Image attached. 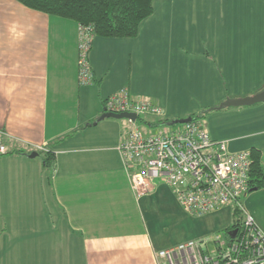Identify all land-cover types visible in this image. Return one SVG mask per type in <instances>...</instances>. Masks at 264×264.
I'll return each mask as SVG.
<instances>
[{"label":"crops","instance_id":"crops-1","mask_svg":"<svg viewBox=\"0 0 264 264\" xmlns=\"http://www.w3.org/2000/svg\"><path fill=\"white\" fill-rule=\"evenodd\" d=\"M221 2L156 0L137 36H95L94 81L80 86L78 22L0 0V129L11 147L0 156V264H166L160 250L232 225L233 204L192 216L158 181L136 195L116 148L130 124L102 118L122 88L171 120L200 110L178 109L198 98L214 108L198 115L214 141L264 152V102L217 108L264 90V0ZM40 146L56 154L51 169ZM242 202L264 232V187Z\"/></svg>","mask_w":264,"mask_h":264},{"label":"built area","instance_id":"built-area-1","mask_svg":"<svg viewBox=\"0 0 264 264\" xmlns=\"http://www.w3.org/2000/svg\"><path fill=\"white\" fill-rule=\"evenodd\" d=\"M95 31L93 24L78 25L77 82L91 85L94 75L90 51ZM104 111L111 114L135 113L137 118L152 117L147 131L139 121L129 119L117 150L123 168L136 195L152 191L154 182L172 188L188 214L203 216L221 206L238 204L250 192L251 152L229 151L226 141H214L200 118L171 124L165 110L146 98H133L127 88L104 101ZM156 128V131H154ZM8 133L0 129V156L9 154L5 140ZM48 151L46 146L37 148ZM245 210V209H244ZM245 231L228 241L221 234L213 239L216 254L206 250L207 239H191L157 253L166 264H264V232L245 212Z\"/></svg>","mask_w":264,"mask_h":264},{"label":"trees","instance_id":"trees-1","mask_svg":"<svg viewBox=\"0 0 264 264\" xmlns=\"http://www.w3.org/2000/svg\"><path fill=\"white\" fill-rule=\"evenodd\" d=\"M27 7L47 14L73 19L82 24H93L96 36L101 37H135L140 24L151 16L156 0H18ZM214 109L210 108L207 111ZM192 118H198L192 116ZM142 117H139V120ZM252 167L250 172V191L264 187V152L252 148ZM47 169L54 165L56 154L53 150H39ZM243 204V203H242ZM233 223L221 231L228 241L245 231V210L233 204ZM237 229L235 237L234 230ZM225 234V236H224Z\"/></svg>","mask_w":264,"mask_h":264},{"label":"water","instance_id":"water-1","mask_svg":"<svg viewBox=\"0 0 264 264\" xmlns=\"http://www.w3.org/2000/svg\"><path fill=\"white\" fill-rule=\"evenodd\" d=\"M260 102H264V90L253 95V96H246L243 98H236V99H232L229 98L227 99L225 102H222L217 108L221 109V108H225V107H240V106H250V105H254ZM113 117L116 119H122V118H126V119H131L133 121L137 120V115L135 113H119V114H111V113H107L105 112V114L102 116V118L104 117ZM191 118H186V119H175L172 120V122H170L171 124H176V123H183V122H187L189 121ZM36 155V154H35ZM237 229L234 230L233 233V237H235L236 233H237Z\"/></svg>","mask_w":264,"mask_h":264},{"label":"rangeland","instance_id":"rangeland-1","mask_svg":"<svg viewBox=\"0 0 264 264\" xmlns=\"http://www.w3.org/2000/svg\"><path fill=\"white\" fill-rule=\"evenodd\" d=\"M241 2V1H240ZM243 3V2H242ZM214 4L215 5H220V4H222V2H221V0H214ZM215 18H216V15H215ZM260 33H261V35L264 37V21H262V23H261V28H260ZM92 50V49H91ZM90 54H91V51H90ZM229 79V78H228ZM231 80L229 79V82H230ZM231 84H232V82H231ZM259 93V92H258ZM197 100L198 101H195V100H192L191 99V102H189L187 105L186 104H182V105H180L179 107L180 108H178V109H188V110H190V111H195L196 109H200V110H197L196 112H193L194 114L192 115V114H189V115H187V116H183L182 117V119H185L186 117H189V116H197L198 117V115L201 113V111H203V112H205V111H207V109H210V108H208V106H204V105H202V102H200V100L197 98ZM208 112V111H207ZM119 114V113H118ZM170 116L172 117V118H175V117H178V116H175L174 115V113L172 112L171 114H170ZM202 116H199L198 118H200L203 122L205 121V117H202ZM192 118V117H191ZM137 120L139 121V123H141L142 121H140L139 120V118H137ZM118 121L123 125V126H127L128 124H129V119H126V118H122V119H118ZM205 123V122H204ZM154 131H156V128H154ZM124 134V133H123ZM6 140V139H5ZM9 144V143H8ZM119 144V143H118ZM10 146V145H9ZM118 146V145H117ZM44 147V146H43ZM37 148H39V147H37ZM117 148V147H116ZM39 150V149H38ZM7 155V154H6ZM153 188H154V185H153ZM153 190V189H152ZM151 191V190H150ZM148 193V192H147ZM184 210V209H183ZM186 212V211H185ZM224 236H225V234H224ZM178 245V244H177ZM206 250H208L209 251V253H211L212 255L213 254H216V248H217V245H216V243H215V241L213 240V239H211L208 243H207V245H206Z\"/></svg>","mask_w":264,"mask_h":264}]
</instances>
